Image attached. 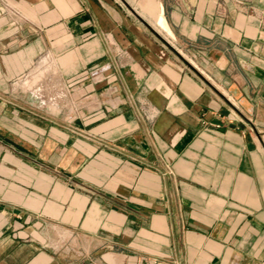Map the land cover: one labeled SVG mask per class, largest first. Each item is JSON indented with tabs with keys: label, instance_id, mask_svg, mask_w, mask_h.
I'll return each instance as SVG.
<instances>
[{
	"label": "crops",
	"instance_id": "0c3cea01",
	"mask_svg": "<svg viewBox=\"0 0 264 264\" xmlns=\"http://www.w3.org/2000/svg\"><path fill=\"white\" fill-rule=\"evenodd\" d=\"M154 261L264 264V0H0V264Z\"/></svg>",
	"mask_w": 264,
	"mask_h": 264
},
{
	"label": "bare ground",
	"instance_id": "6f19581e",
	"mask_svg": "<svg viewBox=\"0 0 264 264\" xmlns=\"http://www.w3.org/2000/svg\"><path fill=\"white\" fill-rule=\"evenodd\" d=\"M157 9H158V7H155V10H157ZM150 16H152V15H150ZM152 21H153V24L156 25L159 30L164 31L168 35H172L171 32H170V30H169V28H168V26L165 24L164 19H163V17H162L161 14H159L157 16V19L155 21L154 20H152ZM164 32H163V34H164Z\"/></svg>",
	"mask_w": 264,
	"mask_h": 264
},
{
	"label": "built area",
	"instance_id": "2783aa9c",
	"mask_svg": "<svg viewBox=\"0 0 264 264\" xmlns=\"http://www.w3.org/2000/svg\"><path fill=\"white\" fill-rule=\"evenodd\" d=\"M143 264H156V262L155 261L152 262V263H150V262H144Z\"/></svg>",
	"mask_w": 264,
	"mask_h": 264
}]
</instances>
